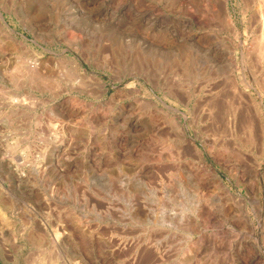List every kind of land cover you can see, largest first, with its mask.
<instances>
[{
  "label": "rangeland",
  "instance_id": "1",
  "mask_svg": "<svg viewBox=\"0 0 264 264\" xmlns=\"http://www.w3.org/2000/svg\"><path fill=\"white\" fill-rule=\"evenodd\" d=\"M0 264H264V0H0Z\"/></svg>",
  "mask_w": 264,
  "mask_h": 264
},
{
  "label": "bare ground",
  "instance_id": "2",
  "mask_svg": "<svg viewBox=\"0 0 264 264\" xmlns=\"http://www.w3.org/2000/svg\"><path fill=\"white\" fill-rule=\"evenodd\" d=\"M263 58V57H262Z\"/></svg>",
  "mask_w": 264,
  "mask_h": 264
}]
</instances>
